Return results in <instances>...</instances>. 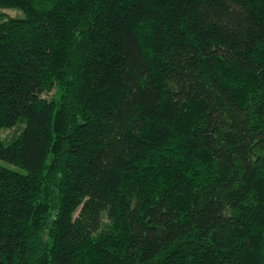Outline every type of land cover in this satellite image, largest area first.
Segmentation results:
<instances>
[{
  "label": "trees",
  "instance_id": "obj_1",
  "mask_svg": "<svg viewBox=\"0 0 264 264\" xmlns=\"http://www.w3.org/2000/svg\"><path fill=\"white\" fill-rule=\"evenodd\" d=\"M1 8L0 264H264V0Z\"/></svg>",
  "mask_w": 264,
  "mask_h": 264
},
{
  "label": "rangeland",
  "instance_id": "obj_2",
  "mask_svg": "<svg viewBox=\"0 0 264 264\" xmlns=\"http://www.w3.org/2000/svg\"><path fill=\"white\" fill-rule=\"evenodd\" d=\"M0 15H3V18L5 16H9V17H18V16H22V12L20 10L14 9V8H1L0 9ZM55 91H51L49 93H45L43 95L44 98L50 99ZM23 126V123L20 122L18 125L13 126V127H6L4 125H0V140H10V138L14 135H16V133L19 131V129H21ZM0 165L4 166L6 168L15 170L17 172L20 173H26V171L24 169H22L21 167L15 166L14 164H11L9 162H6L4 160L0 159ZM103 228H111L113 226V221L104 219L103 220Z\"/></svg>",
  "mask_w": 264,
  "mask_h": 264
}]
</instances>
